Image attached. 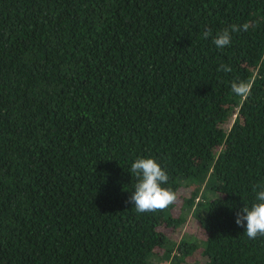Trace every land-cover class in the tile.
Masks as SVG:
<instances>
[{
	"label": "trees",
	"instance_id": "16d2710c",
	"mask_svg": "<svg viewBox=\"0 0 264 264\" xmlns=\"http://www.w3.org/2000/svg\"><path fill=\"white\" fill-rule=\"evenodd\" d=\"M140 157L180 215L126 203ZM261 189L264 0H0V264H264L235 222Z\"/></svg>",
	"mask_w": 264,
	"mask_h": 264
},
{
	"label": "clouds",
	"instance_id": "9594fccd",
	"mask_svg": "<svg viewBox=\"0 0 264 264\" xmlns=\"http://www.w3.org/2000/svg\"><path fill=\"white\" fill-rule=\"evenodd\" d=\"M249 27L248 23L242 26L233 24L218 32L213 38V43L217 48L229 46L232 42V33L247 31ZM202 36L207 39L211 32L205 30ZM221 70L228 72L231 69L221 64L218 71ZM231 88L236 96L247 98L251 95L253 81L249 79L233 82ZM130 172L135 175L137 182L126 203L133 204L137 213L163 210L176 201L175 191L163 186L167 184L169 176L155 157L137 158L132 163ZM256 201L250 207L245 205L236 213V224L240 227L246 226L245 232L250 239L264 236V189L257 192Z\"/></svg>",
	"mask_w": 264,
	"mask_h": 264
},
{
	"label": "rangeland",
	"instance_id": "374dc122",
	"mask_svg": "<svg viewBox=\"0 0 264 264\" xmlns=\"http://www.w3.org/2000/svg\"><path fill=\"white\" fill-rule=\"evenodd\" d=\"M190 192V187H183L179 190V196L176 200V206L173 209V214L175 216L180 215L182 212V204L183 199L186 197ZM190 214L187 216L186 223L181 227L177 228L175 231H167V235L170 237L172 241L178 243L181 239H186L188 241L193 240V237H201V232L197 227V224L193 221L192 218L189 217ZM164 264V263H163Z\"/></svg>",
	"mask_w": 264,
	"mask_h": 264
}]
</instances>
